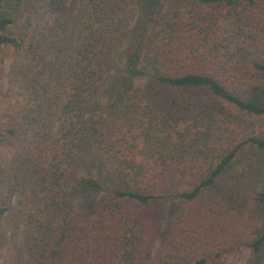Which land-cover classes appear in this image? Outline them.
Listing matches in <instances>:
<instances>
[{
  "label": "trees",
  "instance_id": "16d2710c",
  "mask_svg": "<svg viewBox=\"0 0 264 264\" xmlns=\"http://www.w3.org/2000/svg\"><path fill=\"white\" fill-rule=\"evenodd\" d=\"M134 16V0H0L15 117L0 122V264H140L170 197L152 264H225L245 233V264H264V0H178L131 33ZM127 41L123 76L146 61L154 77L122 110L105 81ZM92 158L110 189L83 219Z\"/></svg>",
  "mask_w": 264,
  "mask_h": 264
},
{
  "label": "rangeland",
  "instance_id": "374dc122",
  "mask_svg": "<svg viewBox=\"0 0 264 264\" xmlns=\"http://www.w3.org/2000/svg\"><path fill=\"white\" fill-rule=\"evenodd\" d=\"M178 0H134L135 16L134 23L131 26V33L136 32L144 26L158 25L165 19ZM153 10L155 13H153ZM153 19L152 21L150 19ZM130 47V42L121 48L115 71L105 81V90L112 93L108 103L117 105L120 109L129 108L134 100L133 94L136 86L150 81L154 77V70L151 64L143 61L138 71L133 77L126 78L122 74L121 68L124 65V59ZM10 56V55H9ZM7 56L4 61V75L0 79V122L4 125L12 123L15 119L13 114L14 95L9 85V75L12 56ZM106 101V100H105ZM82 174L96 178L100 187L87 190L82 187L74 188V199L76 207L81 218H87L92 215L99 204L102 202L110 189V175L99 158H92L82 167ZM180 199L170 197L164 200L156 201L152 206L151 217L156 222V231L151 242L144 248L140 264H152L162 248L168 242L170 233L174 227L177 215L180 209ZM250 240L248 234L243 235V244L237 249L225 255V264H245L251 256V250L246 245Z\"/></svg>",
  "mask_w": 264,
  "mask_h": 264
}]
</instances>
